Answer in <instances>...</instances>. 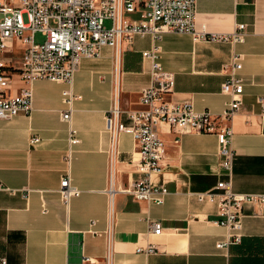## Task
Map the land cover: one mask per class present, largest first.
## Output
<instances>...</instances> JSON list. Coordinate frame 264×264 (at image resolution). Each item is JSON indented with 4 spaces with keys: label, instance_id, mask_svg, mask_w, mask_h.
I'll list each match as a JSON object with an SVG mask.
<instances>
[{
    "label": "crops",
    "instance_id": "obj_1",
    "mask_svg": "<svg viewBox=\"0 0 264 264\" xmlns=\"http://www.w3.org/2000/svg\"><path fill=\"white\" fill-rule=\"evenodd\" d=\"M245 25L242 43L193 42L187 34L167 33L123 40L114 59L102 48L95 59H82L71 87V126L79 143L67 150L65 83L36 80L32 109L0 120V258L6 264H264V211L245 205L237 244L216 249L225 230L213 223L214 205L198 203L195 193L212 190L225 177L218 169L212 134H178L160 124L164 146L161 172L152 184L167 189L161 205L119 193L140 175L132 137L118 133L110 143L105 116L113 101L125 112L140 109L139 94L150 85L149 64L141 52L155 46L162 68L173 76L166 101H188L195 113L216 118L229 101L220 93L232 56H238L241 105L232 117L234 160L231 191L264 194V0H196L193 27L206 34H230ZM24 45L13 39L3 56L11 76L7 97L26 87L19 79ZM259 100H262L259 102ZM215 124H224L217 119ZM37 138L39 142L30 144ZM79 191L65 203L58 190L63 177ZM110 186L116 193L109 192ZM157 221L154 236L148 223ZM152 246L155 253H137ZM87 257L91 262H83Z\"/></svg>",
    "mask_w": 264,
    "mask_h": 264
},
{
    "label": "built area",
    "instance_id": "obj_2",
    "mask_svg": "<svg viewBox=\"0 0 264 264\" xmlns=\"http://www.w3.org/2000/svg\"><path fill=\"white\" fill-rule=\"evenodd\" d=\"M195 4L196 0H0V120L29 115L32 109L30 86L34 81L67 84L69 88L62 93L67 109L61 113V120L68 125L65 155L68 161L72 148L79 143L71 126L72 103L76 99L71 87L82 59L98 58L104 47L112 50L114 59H117L123 40L150 37L158 41L167 33L187 34L193 42H243L246 33L243 24H236L230 34L195 31ZM106 21L111 24L109 28L104 25ZM37 33L44 38L42 43L35 41ZM13 39L21 40L24 45L18 76L26 87L9 98L5 92L11 76L3 56ZM141 57L149 64L150 85L139 94L140 109L125 112L128 123L124 124L119 121L122 112L113 101L105 116L110 143L118 133L128 134L138 153L135 169L140 178L117 192L147 204H162L167 189L151 181L152 176L161 172L160 163L164 156V146L156 131L158 125H167L178 134H212L217 144L218 169L225 179L217 181L212 190L195 193L194 197L198 203L214 205L213 223L225 230V239L217 242L215 248L225 249L237 244L244 206L257 205L264 211V194L231 191L234 152L229 122L239 110L242 95V80L235 75L240 69L238 56H232L227 65L229 72L220 85V93L227 95L229 101L216 118H210L207 112L195 113L188 101L179 104L166 101L173 87L172 74L162 68L155 46L141 52ZM217 119L224 124L216 125ZM38 142L37 138L30 140L31 145ZM58 192L65 203L79 195V191L70 185L68 175L61 179ZM109 192L114 194L116 190L110 186ZM148 228L154 236L161 233L157 221L149 222ZM136 252L149 256L155 250L148 246L137 248ZM82 261L91 262L87 257H82ZM0 264H6V259L0 258Z\"/></svg>",
    "mask_w": 264,
    "mask_h": 264
},
{
    "label": "rangeland",
    "instance_id": "obj_3",
    "mask_svg": "<svg viewBox=\"0 0 264 264\" xmlns=\"http://www.w3.org/2000/svg\"><path fill=\"white\" fill-rule=\"evenodd\" d=\"M24 21H26L25 17H24ZM104 25H105L106 28H109L111 24H110L109 21H106ZM34 37H35V41L38 42V43H42L44 41V38L38 33L35 34Z\"/></svg>",
    "mask_w": 264,
    "mask_h": 264
},
{
    "label": "water",
    "instance_id": "obj_4",
    "mask_svg": "<svg viewBox=\"0 0 264 264\" xmlns=\"http://www.w3.org/2000/svg\"><path fill=\"white\" fill-rule=\"evenodd\" d=\"M262 132L264 133V120L262 122Z\"/></svg>",
    "mask_w": 264,
    "mask_h": 264
}]
</instances>
